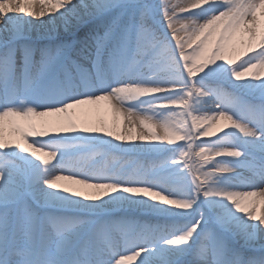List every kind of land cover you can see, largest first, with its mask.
Returning <instances> with one entry per match:
<instances>
[{"label": "snow or ice", "instance_id": "1", "mask_svg": "<svg viewBox=\"0 0 264 264\" xmlns=\"http://www.w3.org/2000/svg\"><path fill=\"white\" fill-rule=\"evenodd\" d=\"M0 264H264V0H0Z\"/></svg>", "mask_w": 264, "mask_h": 264}, {"label": "bare ground", "instance_id": "2", "mask_svg": "<svg viewBox=\"0 0 264 264\" xmlns=\"http://www.w3.org/2000/svg\"><path fill=\"white\" fill-rule=\"evenodd\" d=\"M42 19L44 21H46L47 27L51 26L52 22L48 20L47 16L42 18ZM47 27L45 28L44 31H40L39 30V25L37 24V30L33 31L31 33V39L33 41H37V42H40V43H47V42H49V39L56 40V39L65 38V36H67V33L65 32V29H64V25H63L62 21L58 17L55 20V30L51 33V36L46 34ZM203 114L204 113H199L198 115H203ZM209 114H210V110H209ZM158 131H160V130H158ZM151 159H152V157H145L144 158L145 164H147L149 162V160H151ZM240 190H248V189H240ZM122 254H126V253H122Z\"/></svg>", "mask_w": 264, "mask_h": 264}, {"label": "rangeland", "instance_id": "3", "mask_svg": "<svg viewBox=\"0 0 264 264\" xmlns=\"http://www.w3.org/2000/svg\"><path fill=\"white\" fill-rule=\"evenodd\" d=\"M150 2H152V3H156V2H157V0H150ZM65 37H66V36H65ZM62 39H63V38H62ZM238 94H239V93H238ZM245 98H248V97H245ZM215 103H216V102H215V101H213V102H212V105H215Z\"/></svg>", "mask_w": 264, "mask_h": 264}]
</instances>
